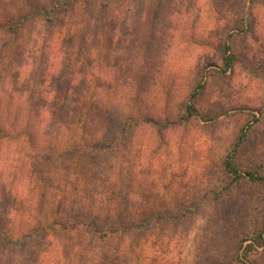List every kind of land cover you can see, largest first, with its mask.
Here are the masks:
<instances>
[{"label":"rangeland","instance_id":"1","mask_svg":"<svg viewBox=\"0 0 264 264\" xmlns=\"http://www.w3.org/2000/svg\"><path fill=\"white\" fill-rule=\"evenodd\" d=\"M249 1L156 0L150 7L149 0H88L52 30L42 22L26 27L7 57L9 39L0 36V91L12 97L10 110L21 94L42 92L20 105L21 115L33 106L46 120L74 117L86 72L102 99L122 104L130 89V104L141 90L144 110L153 113L184 96L183 71L210 65L200 104L216 116L161 133L147 124L117 135L105 152L77 146L62 153L42 143L26 161L18 146H2L0 264H225L234 238L264 211V197L229 187L222 166L237 130L255 116L246 152L264 170V0ZM106 6L114 14L99 46ZM78 13L84 19L66 31L64 22ZM224 32L234 35L237 62L220 73ZM147 200L159 221L137 230L125 224V202L143 208ZM68 218L81 224L29 233L47 219ZM256 264H264V248Z\"/></svg>","mask_w":264,"mask_h":264},{"label":"trees","instance_id":"2","mask_svg":"<svg viewBox=\"0 0 264 264\" xmlns=\"http://www.w3.org/2000/svg\"><path fill=\"white\" fill-rule=\"evenodd\" d=\"M85 1L88 0H51L47 3L45 0H0V36L9 39L7 45L9 50H6V57L8 51L15 45V42H17V39L20 37L22 31H25L26 27L31 26L33 23L42 22L43 24H47L49 30H52L59 25L57 22L60 21L58 17L61 14L67 16L70 11L73 13L78 3H82L84 8ZM250 1L254 3V0ZM6 2L10 3L6 5ZM155 3L156 0H149L148 6L154 7ZM106 8H104L102 13V17L104 18L103 29H105L100 34L99 46L102 44L101 40L104 42L107 40L104 33H106V29H109L108 26L111 24L109 18H112L114 14V8L113 10L111 9L112 7L106 6ZM81 14H74V16H77L76 20L71 19L68 22H64L66 31L76 29L78 24L84 19ZM236 20L237 18H234V21ZM238 23L240 25L238 29L241 32L244 31L246 27L243 25V20H239ZM222 37H224V40L220 43L222 50L219 52V65L221 66L215 71L226 73L237 62V51L236 42L233 39L234 35L230 32H224ZM95 53L97 55L99 50L96 49ZM94 61L99 64L96 59ZM215 66L217 68V65ZM208 67L197 65L193 69L183 71V74L187 73L188 77V82L184 87V96H181L173 106H167L165 100V104L153 113L144 110V99L142 98L141 90H137V94L134 95L130 104V100L128 101L131 93L130 89L127 90V96L124 98L122 104H118V101L114 98H109V96L106 100L102 99L98 95L99 87L96 81L92 79L91 72H86L84 75L82 80L84 87L78 95L76 114L72 118L65 117L58 119V116L54 115L52 118L54 121H51L50 119L46 120L41 114L36 117L38 113L34 114L32 110L33 106H30V113L27 112L21 115L20 105L25 103L28 106L31 105L34 98L36 96L39 98L42 92H29L31 95L25 100L21 98L23 97L21 94L18 97L19 107L17 106L11 111L10 102H13V99L8 94L4 96V92L1 90L0 150L4 145L6 148L10 145H16L19 147V151L26 157V161L31 159L34 149L42 143L50 149L60 148L62 153L67 149H74L77 146L90 148L94 153L105 152L112 149L117 135L126 134L129 130L137 129L147 124L156 129L158 133H161L174 127H184L193 120H212L216 116L209 115L210 111L208 112L200 104L201 94L206 87V69ZM163 96V99L165 97L169 99L170 92L164 91ZM158 100H160V97H158ZM38 108L40 107L38 106ZM133 110H136L135 114L131 113ZM31 116L34 120L31 119ZM97 116L101 118L98 121L95 120ZM86 117L88 118L86 119ZM89 118L91 122H88ZM258 123L259 119L252 116L251 120H247L237 130V134L225 150L222 166L225 175L229 178L227 182L229 187L242 185L245 189L253 191V194L259 192L260 196L264 197L263 162L257 157H249L248 152H246L248 141L252 135L251 132ZM122 139L126 142V135ZM146 202L143 208H135L134 204L131 205L129 204L130 202H125L123 205L125 213L123 218L127 220L125 224L135 225L134 228L137 230L145 227L147 223L154 221L157 223L159 221V213L154 201L147 200ZM177 215L176 217L178 218L185 216L183 214ZM166 216L167 214L165 213L162 215V218ZM171 216L175 217V215ZM48 219L46 224L42 226H30L29 233L37 231L46 225L49 228L60 226L62 229H73L81 224L73 218H68L66 222H49ZM11 225L12 222L9 220L7 224L8 229L6 230V227L3 231L6 233L5 240L7 241L12 239L8 236L11 231ZM1 228L2 226H0ZM239 233L234 238L233 247L226 257L225 264H256L259 251L264 248V211L259 216L254 217L250 224ZM101 235L106 234L103 232Z\"/></svg>","mask_w":264,"mask_h":264}]
</instances>
